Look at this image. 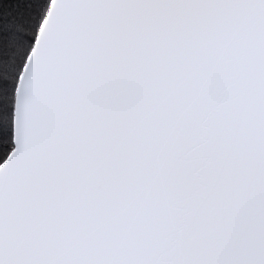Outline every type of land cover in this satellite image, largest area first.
Segmentation results:
<instances>
[{
    "label": "snow or ice",
    "instance_id": "snow-or-ice-1",
    "mask_svg": "<svg viewBox=\"0 0 264 264\" xmlns=\"http://www.w3.org/2000/svg\"><path fill=\"white\" fill-rule=\"evenodd\" d=\"M0 264H264V0H0Z\"/></svg>",
    "mask_w": 264,
    "mask_h": 264
}]
</instances>
